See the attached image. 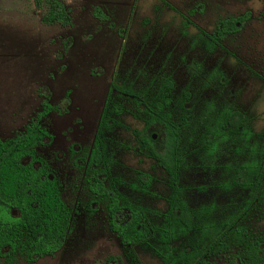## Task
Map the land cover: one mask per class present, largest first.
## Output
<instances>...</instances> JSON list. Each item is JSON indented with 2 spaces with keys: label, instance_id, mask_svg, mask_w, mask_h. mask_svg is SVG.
<instances>
[{
  "label": "rangeland",
  "instance_id": "374dc122",
  "mask_svg": "<svg viewBox=\"0 0 264 264\" xmlns=\"http://www.w3.org/2000/svg\"><path fill=\"white\" fill-rule=\"evenodd\" d=\"M59 1L68 8L67 26L46 22L44 0H0V121L7 131L25 123L42 110L45 96L40 93L49 95L54 108L45 124L54 140L41 155L55 171L73 214L71 231L53 256L35 262L0 257V264H106L111 256L119 258L118 264H167L159 230L146 244L127 245L109 229L102 200L93 211L87 208L95 197L82 167L110 84L137 94L114 91L106 110L102 137L118 190L149 209L152 223L165 228L161 214L169 209V176L139 148L135 132L148 120L138 105L160 99L171 82L168 110L175 121L188 122L179 147L182 197L199 231L204 223L223 221L245 197L231 180L247 162L252 142L247 131L264 126L256 119L264 112V83L248 70L264 71V0ZM238 17L246 19L243 27L214 43L217 27ZM231 109L243 114V127L227 135L220 121ZM157 143L163 146L161 137ZM77 157L84 158L82 165L73 164ZM140 173L152 180L141 184ZM190 240L175 229L174 254Z\"/></svg>",
  "mask_w": 264,
  "mask_h": 264
},
{
  "label": "flooded vegetation",
  "instance_id": "af4514ba",
  "mask_svg": "<svg viewBox=\"0 0 264 264\" xmlns=\"http://www.w3.org/2000/svg\"><path fill=\"white\" fill-rule=\"evenodd\" d=\"M245 21V18L238 17L234 20H230V22H223L211 35L212 41L218 43L226 34L239 31L243 27ZM234 23L237 26L236 29L233 28L232 24ZM248 70L254 76L253 78L259 79L264 83V71L255 72L256 70L253 66H249ZM124 89L126 88L114 82L110 84L107 101L98 124L93 148L85 162V166L82 167L86 175H88V187L95 197L89 200L87 208L93 211L95 206L99 204L98 199L102 200L104 202L108 227L120 239L121 237L114 228V224H126L127 222H131V213L129 210H126L122 202H117L118 209L113 213L112 208L115 203H111L109 179L104 173H101V169L103 168L102 163L92 162L91 156L95 150L99 132H101V140L104 143L102 131L103 127L106 125V121L108 122L105 111L108 101L114 91L122 94H129ZM132 93V95H134V92ZM40 94L45 96V99L42 101V110L37 112L30 120L28 119L21 125L17 124L8 131L0 121V233L7 232L12 242V244H1L3 250L0 253V257H5L8 261L21 256L28 261L35 262L43 257L53 256L62 249L71 231L73 214L62 198L61 186L55 171L51 164L41 155L44 149L54 140L45 124L46 117L54 107L49 102V95H44V93ZM187 95L189 96L188 93H185V98ZM186 105L188 104L185 102V107L187 109L188 107ZM227 111L235 112L240 117L239 129L233 133L235 134L242 130V118L244 116L238 110L231 109ZM258 116L259 118L256 119L259 121V125L263 126L264 112ZM103 118L105 119V123L103 122ZM148 134L151 135L155 141L154 145L159 146L157 143L159 138L157 130L150 128ZM258 134L262 135L261 140L256 141L254 137L258 136ZM247 137H252L251 145L248 148L249 155L247 162L234 170V176L231 180V185L233 187L245 191V197L242 198L240 203H234L232 205L233 209L223 221L218 220L217 222H211L209 224L204 223L201 226V231L205 232L206 230L212 229L215 233L217 241L216 251L212 259L207 258L209 262H213L214 264H264V126L261 130H258L253 125L250 131H247ZM68 149L75 153V144H70ZM83 162L84 158L77 157L74 159L73 164L78 166L82 165ZM150 178L152 180L151 176ZM238 178L240 179V183L238 182ZM99 182L103 185L102 193L95 189V185ZM107 182L108 184H106ZM51 186L54 187V191H57L56 194H58L69 211L68 226L66 228L63 244L57 251H54V253H45L44 255H38L36 253L30 257L29 253L24 251V247L27 248L29 246L28 239L32 237L35 229H37L38 234L41 235L42 242L46 239L45 232L50 231L49 228H46L44 220V203L46 192ZM120 194L124 196L121 192ZM172 195L173 194H171V198ZM180 196L182 197V193H180ZM182 199L189 206L188 202L183 197ZM132 203L139 208L142 207L139 204ZM211 208H214V205H212L210 209ZM216 208L219 207L215 205V209ZM147 210V223L150 224L151 229L153 228L155 230L158 225L152 223L150 220L151 211L149 209ZM166 213L161 214L163 219H165ZM139 222L141 224L142 221L140 220ZM144 222L146 223V220ZM207 225H209V227H207ZM228 225H230V227H228ZM169 228H171V230H182L175 222L169 225ZM223 230H228L227 238L223 237ZM58 241H60V239H58L57 242ZM122 243L124 242L122 241ZM226 244H228V246H225ZM106 262V264H118L119 258L117 256H111L107 258Z\"/></svg>",
  "mask_w": 264,
  "mask_h": 264
},
{
  "label": "trees",
  "instance_id": "16d2710c",
  "mask_svg": "<svg viewBox=\"0 0 264 264\" xmlns=\"http://www.w3.org/2000/svg\"><path fill=\"white\" fill-rule=\"evenodd\" d=\"M47 2L48 11L45 14V20L49 24L60 23L64 26L70 24V16L68 14V8L59 0H44ZM101 16V15H98ZM233 28L236 29V24H232ZM238 29V28H237ZM222 33V32H221ZM172 88V83L168 82L165 84V90L160 99H156L152 102L141 101L143 108L139 110L148 115L147 125L141 132H135L139 142V148L147 150L149 156L155 159L156 163L163 167L169 176V181L172 187V198L170 200V209L165 215V228L161 230L158 226L155 230L150 227L147 223V212L148 210L144 207H137L128 198L122 196L115 186L113 179L110 174V166L105 153V145L101 140V132L97 136V142L95 150L92 153V162H101L103 168L101 173L109 179L110 187L109 192L111 193V203H115L112 208L113 213L118 209L117 202H122L126 210L131 213V222L126 224H114V228L118 231L119 236L125 244L131 245H143L150 241L156 230L160 231L161 238L164 241L166 253L164 259L167 264H214L209 262L207 258H213L216 249V237L212 229L199 231L196 229L194 222L195 213L185 203L180 196V169H181V156L179 152L180 139L183 127L188 123L186 118H183L180 122L174 120L171 112L168 110L170 105L169 91ZM127 93L133 94L130 89H124ZM135 97L137 94L134 93ZM189 100L187 95L185 102ZM185 102L182 104L185 110ZM108 105L106 106V110ZM105 110V111H106ZM240 117L235 112L227 111L223 114L221 119V130L224 134H231L239 129ZM105 123V119L103 118ZM106 121V125H107ZM154 128L159 132V137L162 138L163 146H155V141L152 136L148 134V130ZM140 183L143 185L148 184L151 178L148 174H139ZM240 183V179L238 178ZM95 189L102 193L103 185L101 182L95 185ZM57 191H54V187L51 186L46 192L45 203H44V220L46 228L50 231L45 232L46 239L42 242L41 235L38 234V230L35 229L34 234L28 239L29 246L24 247V251L29 253L31 257L33 254L44 255L45 253H54L63 244V239L68 226L69 211L63 201L60 199ZM142 221L141 224L139 221ZM146 220V223L144 222ZM176 223L181 227L182 230L178 231L181 234L190 235L191 240L188 247L182 249L178 255L174 254V250L170 243L175 236V230H171L169 225ZM140 224V228H139ZM209 227V225H207ZM230 227V225H228ZM223 237L227 238L228 230H223ZM222 237V238H223ZM60 241L57 242V240ZM12 244L9 234L7 232L0 233V253L3 250L1 244ZM224 246V245H223ZM225 246H228L226 244ZM224 250V249H223ZM233 264V263H231ZM258 264V263H257ZM260 264V263H259Z\"/></svg>",
  "mask_w": 264,
  "mask_h": 264
},
{
  "label": "water",
  "instance_id": "95a60500",
  "mask_svg": "<svg viewBox=\"0 0 264 264\" xmlns=\"http://www.w3.org/2000/svg\"><path fill=\"white\" fill-rule=\"evenodd\" d=\"M188 107V105H186ZM155 137V136H154Z\"/></svg>",
  "mask_w": 264,
  "mask_h": 264
}]
</instances>
